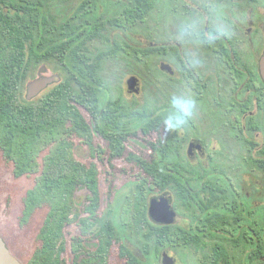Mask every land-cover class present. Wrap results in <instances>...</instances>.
<instances>
[{
  "label": "rangeland",
  "instance_id": "1",
  "mask_svg": "<svg viewBox=\"0 0 264 264\" xmlns=\"http://www.w3.org/2000/svg\"><path fill=\"white\" fill-rule=\"evenodd\" d=\"M25 1L41 9L12 10L13 17L23 29L30 30L33 40L39 36L38 26L42 24L44 41L36 50L32 42L27 44L29 68L19 87L20 102L23 105L37 102L68 80L79 91L70 69L85 71L100 87L96 93V109L108 101L121 106L115 118L102 120L100 115V124L108 128L118 126L133 133L125 138L123 154L115 155L109 142L98 132L95 116L79 108L89 132L73 134L68 139L74 143L72 151L79 160L95 164L101 197L97 215L101 222L114 223L139 255L141 250L150 255L152 264H163L165 253L174 258V264H252L255 259L248 257L250 246L245 244L243 235L248 221H257L264 227V91L258 84L257 100H254L249 95L253 83L240 72L242 68L225 63L216 67V58L214 64L210 63L209 72L200 69L204 56L197 47L214 43H208V35L202 33L207 19L206 15L202 17L204 10H195L205 2ZM238 3L239 7L211 1L210 18L212 24L226 27L228 33L236 28L240 36L235 42L243 54L241 46L243 48L247 42L244 33L251 26L249 17L254 21L253 28L264 23V0H239ZM137 6L142 7V13L135 14L133 23L124 21V26L119 27L118 20L124 18V9ZM89 12H97L96 17H89ZM86 24H91L92 29L86 28ZM188 25H194L192 34L182 36L181 32ZM79 29L82 31L75 37L79 41L67 52L66 64L39 53L47 38L71 36ZM84 32L87 34L82 39ZM191 50L197 59L190 55ZM209 55L213 58V54ZM163 63L170 65L172 73L161 68ZM131 76L139 79V93L128 90L127 80ZM42 78L54 79L46 88L30 95L32 84ZM178 93L195 102V114L184 127L170 130L166 124L172 111L170 99ZM153 114L160 118L157 130L142 134L136 126ZM192 139L201 140L202 146L193 155L188 148ZM153 144L172 165L170 179L161 193L168 191L173 197L174 219L167 231L173 241L161 246L155 243L159 229L146 221L144 207L145 202L149 204L151 197L157 194L147 198L139 194L137 186L141 176L146 175L145 169L127 158L128 153L149 161L156 158ZM49 151V147L41 149L36 172L16 177L12 163L0 150V237L20 264H32L40 245L39 233L47 207H36L23 225L20 219L26 194L36 186L43 159ZM200 180L205 187L199 186ZM216 185L224 189L222 203L230 206L233 199H237L234 206L232 204L233 215L209 212L203 216L205 200L211 198ZM88 194L83 186L74 190L72 199L77 212L87 204ZM254 202L257 207L252 209L256 210H251L250 204ZM238 214L242 215L241 219L237 218ZM99 227L100 224L83 234L85 228L77 225L72 216L65 228L64 251L50 253L46 258L65 259L66 264H72L73 238L81 235L88 250L96 249L101 240ZM199 228L205 232L199 234ZM161 237L164 239L166 235ZM118 248L116 241L106 248L105 264H124ZM257 263L264 264L259 258Z\"/></svg>",
  "mask_w": 264,
  "mask_h": 264
},
{
  "label": "trees",
  "instance_id": "2",
  "mask_svg": "<svg viewBox=\"0 0 264 264\" xmlns=\"http://www.w3.org/2000/svg\"><path fill=\"white\" fill-rule=\"evenodd\" d=\"M33 8L41 9L40 6L36 7L25 0H0V150L4 157L12 163L14 175L20 177L36 172L39 167L38 156L41 149L50 148L49 153L43 159L36 186L26 194L20 219V224L23 225L36 207H47L39 233L40 245L32 264H66L65 259L55 260L46 258V256L50 253L61 254L64 251L65 228L72 216L77 225L85 228L83 234L100 224L98 234L101 237L100 245L93 250H88V246L83 245L81 235L74 237L72 264H105L106 248L110 247L113 241L119 245L118 255L124 264H152L150 255L144 250H141V255H139L132 248L130 240L114 223L110 220L101 222L97 215L101 197L95 164H86L79 160L72 151L74 143L68 139L70 135L89 132L88 124L79 113V108H83L98 120L96 128L109 142L114 154L122 155L125 150V138H129L133 134L132 131L118 126L104 127L99 119L100 115L102 120L115 118L121 106L108 101L96 109V93L100 89L97 80L85 71L76 72L72 68L70 70L73 82L78 85L79 91H76L71 81L68 80L60 83L37 102L29 105H23L20 102L19 87L29 68L27 44L32 42L33 50H36L37 46L44 41V35L43 25L39 23V36L33 40L30 30H25L16 23L12 10L29 12ZM140 11L141 13L143 11L140 6L126 7L124 18L118 20V26H124L125 22L133 23L135 14ZM96 14L97 12L88 13L89 17H96ZM90 25L86 24L85 27L91 30ZM81 31L82 29H79L71 36L47 38L39 53L44 58L55 57L66 64L67 52L79 41V38L75 39V37ZM86 34L87 32H84L81 38H85ZM159 123L158 116L147 115L136 128L142 134L148 135L157 130ZM152 146L156 158L150 161L137 158L133 153H128L127 157L141 164V168L145 169L146 175L141 176V184L137 186V191L145 198L150 194H160L163 189H166L172 170L169 160L155 148L154 144ZM137 179L140 177L137 176ZM181 180L185 182L183 178ZM78 186L85 187L89 192L87 204L80 212H77L75 201L72 199L74 190ZM199 186H202V180ZM158 188H160L159 191L156 190ZM213 189L211 198L205 200L203 205V216L208 215L209 212L233 215L232 207L230 208L227 203H222L224 201L223 187L216 185ZM236 200L234 198L232 203L235 204ZM148 206V201H146L144 204L146 221L155 229H159L155 243L160 246L167 242L170 243L173 238L167 236V231L172 222L169 224L155 222L149 216ZM241 217L242 215L238 214L237 218L241 219ZM245 230V235L252 234L251 230H254L259 237L255 252L257 258L262 260L264 258V227L258 222L255 226V223L248 221ZM197 232L203 233L205 229L199 228ZM162 235H166V238L162 239Z\"/></svg>",
  "mask_w": 264,
  "mask_h": 264
},
{
  "label": "flooded vegetation",
  "instance_id": "3",
  "mask_svg": "<svg viewBox=\"0 0 264 264\" xmlns=\"http://www.w3.org/2000/svg\"><path fill=\"white\" fill-rule=\"evenodd\" d=\"M193 1H201L205 2L204 6H198L195 10L200 11L204 10L202 14L206 15L207 19H205V25L202 27V33L204 35H215L218 29H223L226 31V27L222 28L219 24L211 23L213 21L210 16H211V10H210V2L215 1V2H225L228 4H235V6L239 7V0H193ZM195 10L192 9V12ZM221 12L223 9H220ZM222 15V14H221ZM249 24H251L250 27H247L244 33V36H247L246 40L247 42L245 45L241 46V49H243V54L240 52L242 50L237 48V44L235 41L237 40V37L240 36V33L237 32L236 28L234 27L233 31H230L231 33H228V35L223 36L219 39H214L213 42L211 43V46H208L206 44H202L201 48L197 47V51L200 52L201 56H204V61L203 64L200 66V69L204 72H209L211 70L210 63L212 62L214 64V58H216V67H220L223 63L232 65L234 67L242 68L240 69V72L243 74L245 78H249V82L251 81L253 84L250 86V94L251 97L255 98L254 100H257V92H258V84H260L261 88L263 89V79L260 74V68H259V60L264 52V23L261 22L257 28H253V19L249 17L248 20ZM239 29V27H237ZM211 32V33H210ZM241 32V31H240ZM206 45V48L204 46ZM192 49V48H191ZM200 49V50H199ZM193 50V49H192ZM192 50L190 55L197 59V56L192 54ZM213 54V58L209 55ZM215 55V56H214ZM195 66V65H194ZM197 66V65H196ZM195 66V67H196ZM203 72V73H204ZM140 85V84H139ZM128 87V86H127ZM264 91V89H263ZM203 104L205 102L204 97H202ZM221 111V110H219ZM223 112V111H221ZM237 121V117L235 119ZM189 153L193 155L195 153V150H199L202 148L201 146V140L199 139H192L189 143ZM141 184V182H140ZM234 206V203H232ZM232 204L229 206L230 208L233 207ZM254 207H257V202H254L250 204V209L251 210H256L252 209ZM257 221H251V223H255L256 226ZM252 234L250 235H243V238L245 239V244H249L250 250H249V258L250 260L255 259L253 262L254 264L257 263V254L255 252L257 246H258V239L259 237L256 235L254 230ZM246 233V231H245ZM264 262V258H262ZM252 263V264H253Z\"/></svg>",
  "mask_w": 264,
  "mask_h": 264
},
{
  "label": "water",
  "instance_id": "4",
  "mask_svg": "<svg viewBox=\"0 0 264 264\" xmlns=\"http://www.w3.org/2000/svg\"><path fill=\"white\" fill-rule=\"evenodd\" d=\"M163 70H167L172 73L171 67L168 64L163 63L161 65ZM260 74L264 81V52L259 60ZM54 78H42L35 81L31 86L30 95L37 94L42 89L46 88ZM127 86L129 92L139 93V79L136 76H131L127 80ZM149 216L155 222L159 224H169L174 219L173 211V197L168 191L154 195L151 197L148 208ZM163 264H174V258L165 253L162 257ZM0 264H20V262L14 257L9 249L6 247L4 241L0 237Z\"/></svg>",
  "mask_w": 264,
  "mask_h": 264
},
{
  "label": "clouds",
  "instance_id": "5",
  "mask_svg": "<svg viewBox=\"0 0 264 264\" xmlns=\"http://www.w3.org/2000/svg\"><path fill=\"white\" fill-rule=\"evenodd\" d=\"M194 25L186 26L181 32L182 36H188L192 34ZM228 35V32L223 29H218L215 35H210L206 38L208 43H211L214 39H219ZM170 105L172 111L166 118L167 127L170 130H179L184 127L195 114V102L183 93L173 94L170 99Z\"/></svg>",
  "mask_w": 264,
  "mask_h": 264
}]
</instances>
